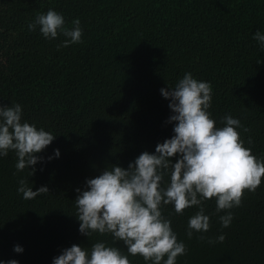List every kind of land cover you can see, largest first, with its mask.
I'll return each instance as SVG.
<instances>
[{"label": "trees", "instance_id": "trees-1", "mask_svg": "<svg viewBox=\"0 0 264 264\" xmlns=\"http://www.w3.org/2000/svg\"><path fill=\"white\" fill-rule=\"evenodd\" d=\"M50 8L68 27L79 19L81 43L58 47L62 35L46 40L28 30ZM257 30L264 31V0H0V106L19 103L24 120L56 136L37 154L42 162L31 177V169L17 172L14 152L0 158V260L52 264L63 249L98 241L126 253L110 236L79 233L76 190L106 167L126 170L171 138L169 101L160 89L187 72L211 84L217 126L225 115L238 118L245 147L264 157V50L252 39ZM54 149L60 156L49 161ZM20 179L49 193L24 199ZM204 207L210 230L191 239L188 220L198 209L162 210L187 248L177 264H264V177L254 192L244 191L228 228L214 199ZM221 234L222 243H207ZM14 245L23 253H14ZM129 259L145 264L138 255Z\"/></svg>", "mask_w": 264, "mask_h": 264}, {"label": "clouds", "instance_id": "clouds-1", "mask_svg": "<svg viewBox=\"0 0 264 264\" xmlns=\"http://www.w3.org/2000/svg\"><path fill=\"white\" fill-rule=\"evenodd\" d=\"M71 25H66L62 13L50 8L38 13L27 28L38 30L46 40L62 35L64 40L58 47L67 48L82 42L79 19ZM252 39L264 50V31L257 30ZM160 95L169 101L171 114L166 123L174 125L171 138L158 143L154 153L142 152L126 170L118 165L106 167L85 181L84 190H76L79 233L86 238L93 234L110 236L114 242H122L126 253L105 241L93 243L90 248L74 244L54 257L52 264H131L129 256L137 255L145 264H177V258L186 255L187 248L173 231L171 219L163 214L166 206L171 205L177 215L185 209H198L188 220L186 236L191 239L194 233L210 230L206 201L215 200L216 212L225 213L219 216L221 226L228 228L234 219L231 210L241 206L244 191L254 192L260 186L264 157H257L251 147H245L238 131L243 125L238 118L225 115L220 122L223 126H217L209 111V82L187 72L174 85L161 88ZM55 138L51 131L24 120L19 103L0 106V158L14 152L17 172L31 169L29 175H34V166L42 162L37 154ZM59 156V149H54L48 160ZM18 185L17 193L24 199L49 193L47 186L33 191L26 179H20ZM200 238L204 239L203 235ZM225 238L221 234L207 243H222ZM23 251L22 246L14 245V253ZM0 264L19 261L0 260Z\"/></svg>", "mask_w": 264, "mask_h": 264}]
</instances>
